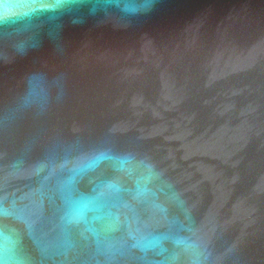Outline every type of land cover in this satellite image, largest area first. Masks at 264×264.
Wrapping results in <instances>:
<instances>
[{
    "label": "water",
    "instance_id": "95a60500",
    "mask_svg": "<svg viewBox=\"0 0 264 264\" xmlns=\"http://www.w3.org/2000/svg\"><path fill=\"white\" fill-rule=\"evenodd\" d=\"M0 17V264H264V0Z\"/></svg>",
    "mask_w": 264,
    "mask_h": 264
},
{
    "label": "clouds",
    "instance_id": "9594fccd",
    "mask_svg": "<svg viewBox=\"0 0 264 264\" xmlns=\"http://www.w3.org/2000/svg\"><path fill=\"white\" fill-rule=\"evenodd\" d=\"M16 21H17V18H15V17H4V18H0V24H4L5 26H11Z\"/></svg>",
    "mask_w": 264,
    "mask_h": 264
},
{
    "label": "snow or ice",
    "instance_id": "6c2138e0",
    "mask_svg": "<svg viewBox=\"0 0 264 264\" xmlns=\"http://www.w3.org/2000/svg\"><path fill=\"white\" fill-rule=\"evenodd\" d=\"M18 6H19V5H18ZM23 6L31 7V8H35L37 5H35V4H31V5H23ZM41 6H43V5H41ZM0 18H2V17H0Z\"/></svg>",
    "mask_w": 264,
    "mask_h": 264
}]
</instances>
